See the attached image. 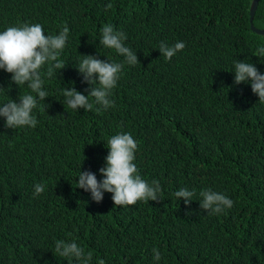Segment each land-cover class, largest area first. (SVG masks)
<instances>
[{
	"label": "trees",
	"instance_id": "16d2710c",
	"mask_svg": "<svg viewBox=\"0 0 264 264\" xmlns=\"http://www.w3.org/2000/svg\"><path fill=\"white\" fill-rule=\"evenodd\" d=\"M252 1L0 0V30L69 29L65 67L42 69L49 97L34 109L37 125L10 129L0 117V264H68L55 253L58 239L76 240L89 264H264V102L231 72L237 59L264 72L254 56L264 34L251 27L264 31V0L251 21ZM104 24L126 35L137 64L100 44ZM161 41L185 47L166 60ZM79 55L122 64L107 109L91 97L88 110L63 103L61 87L85 96L92 87L75 68ZM10 75L0 70L8 89L0 101L19 102L30 90ZM122 132L137 142L141 178L160 183L157 201L119 206L105 192L97 203L76 188L79 170L101 179L107 140ZM182 187L195 193L188 204L173 195ZM203 189L232 207L208 214L197 201Z\"/></svg>",
	"mask_w": 264,
	"mask_h": 264
},
{
	"label": "clouds",
	"instance_id": "9594fccd",
	"mask_svg": "<svg viewBox=\"0 0 264 264\" xmlns=\"http://www.w3.org/2000/svg\"><path fill=\"white\" fill-rule=\"evenodd\" d=\"M99 31V42L103 47L123 56L128 65L139 62L136 53L124 44L126 35L122 31L115 30L111 24H104ZM68 33L69 29L65 27L58 34H46L40 23H25L0 30V70L11 74L10 80L16 86L20 88L23 85L30 90L19 96V102L11 99L7 93L9 99L0 101V117L4 118L6 128H34L37 125L34 109L38 101L49 97L43 87L42 69L47 67V75L52 76L53 69L61 70L65 67L60 56L69 39ZM184 47L182 41L173 45L161 41L158 50L167 60ZM79 56L75 68L92 87L87 96L78 92L74 84L61 87L63 103L76 111L78 108L91 109L93 102L107 109L113 104L109 96L120 77L122 64L101 60L93 55ZM254 56L264 58V47H257ZM231 72L234 73L235 84L250 85L253 94L258 96L260 102H264V72L258 71L255 64L238 59L233 62ZM5 90L8 92V89L0 87V92ZM89 97L93 98V102H90ZM105 147L108 151L104 157V166L99 169L101 179L98 181L97 176L90 171L79 170L76 188L90 193L91 199L97 203L102 201L105 192L111 193L112 201L119 206L134 205L138 201H157L160 198V183L155 179L148 182L138 172L134 163L137 142L130 133L111 136ZM43 191L42 183L34 184L33 195ZM194 194V191L183 187L173 193L176 198H184L185 204L194 200ZM198 195L200 208L210 215L223 213L233 204L230 198L211 189H203ZM54 249L59 257L66 258L68 264H89L91 260V253L86 252L74 239H58L54 242ZM152 253L153 261L159 262L160 252L153 248ZM100 264H104L103 260Z\"/></svg>",
	"mask_w": 264,
	"mask_h": 264
},
{
	"label": "water",
	"instance_id": "95a60500",
	"mask_svg": "<svg viewBox=\"0 0 264 264\" xmlns=\"http://www.w3.org/2000/svg\"><path fill=\"white\" fill-rule=\"evenodd\" d=\"M258 5H259V0H253L252 1L251 11H250L251 21L253 20V18L255 16ZM251 27L255 32L260 33V34H264L263 30H259V29L255 28L253 24L251 25Z\"/></svg>",
	"mask_w": 264,
	"mask_h": 264
}]
</instances>
